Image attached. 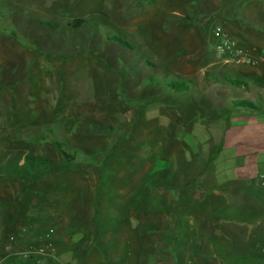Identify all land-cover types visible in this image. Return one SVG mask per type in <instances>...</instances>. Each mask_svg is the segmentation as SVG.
Instances as JSON below:
<instances>
[{
    "label": "rangeland",
    "instance_id": "rangeland-1",
    "mask_svg": "<svg viewBox=\"0 0 264 264\" xmlns=\"http://www.w3.org/2000/svg\"><path fill=\"white\" fill-rule=\"evenodd\" d=\"M166 1L0 0V264H103L91 249L94 235L84 251L76 230L84 222L97 231L114 214L123 219L110 238L116 260L107 264H136L139 249L160 251L151 264H264V234L245 224L249 204L223 208L219 193H211L220 175L242 179L235 166L244 157L224 141L232 160L223 161L214 139L220 123L196 119L200 109L192 103L205 94L207 102L221 103L214 88H225L213 87L205 74L235 68L223 65L226 57L216 55L210 41L226 14L208 20L202 39L172 17ZM80 20L86 22L76 27ZM147 58L201 90L172 95L149 84ZM11 82L21 85L19 101L6 90ZM226 92L230 100L243 96ZM56 144L75 155L70 169L46 173L28 163L62 164ZM214 156L217 162L209 163ZM261 160L264 166V155ZM155 172L173 179L152 186ZM246 189L259 197L264 186ZM138 194L166 199L177 216L138 211L130 203ZM139 218L153 229L137 233ZM89 256L96 259L87 263Z\"/></svg>",
    "mask_w": 264,
    "mask_h": 264
},
{
    "label": "crops",
    "instance_id": "crops-1",
    "mask_svg": "<svg viewBox=\"0 0 264 264\" xmlns=\"http://www.w3.org/2000/svg\"><path fill=\"white\" fill-rule=\"evenodd\" d=\"M234 1L235 5L232 3L226 6L222 3V0H175V4L171 3V0L166 2L168 10H170L169 13L173 15L172 17L183 22L182 24L184 25L182 26H184V28H187L188 31L192 30L193 33L202 39H207L204 30H207L206 24L208 20H220V12L224 11L226 16L220 23V26H222L237 42L238 49L242 55L246 58L257 60L255 65H237L234 63L235 68L223 69L224 72L231 77H236L248 83V88L244 87L238 89L235 87L213 84V87L225 88L222 90L214 88L218 98L222 101L218 103L220 105L219 109L221 110L219 119L211 121L214 126H216V123H220L221 128L218 133L219 135L217 132H215L217 135H214V139L218 138L219 141L216 147L220 146L219 154L222 155L223 161L230 163V160H232L230 156L232 152L224 151L226 145H224L223 142L225 141L227 144L232 143L231 146L234 147L232 151L239 155L238 158L244 157V161L242 165L235 166L237 170L242 172V179L234 181L230 179V177L220 175V179L213 182L212 186L215 188L211 193H219L221 199H223L221 203L225 204L222 206L223 208H229L231 202L236 204L239 202L242 206L249 204L248 208L252 211V217L248 219L245 224L249 225L250 229H254V233H258L256 229H261V232L264 234V191L259 197L253 196L251 194V189L243 191L244 187H261L258 181H255V178L260 174H264V166L261 164L263 162L261 158L264 155V61L262 60L264 56V0H250L248 5H244V0ZM199 4L201 5L199 6ZM171 10L173 12H171ZM187 30L184 31L187 33ZM216 55L222 56L219 54ZM221 58L223 65H231L232 62L228 59L224 57ZM3 76H5V74L1 72L0 81L5 83ZM6 86L7 92L13 96V101H19L21 99L19 86L21 85L11 82L6 84ZM226 91H240V93H243V96L242 98L230 100ZM245 99L254 102L260 109L250 110L233 106L234 100ZM231 105L238 110L234 112V110L231 109ZM242 110L243 112H241ZM245 110L247 112H244ZM227 146H229V144ZM215 162H217V160H215L214 163ZM235 186L238 187V190L233 188ZM219 187L220 189H218ZM244 192L251 193L245 194ZM214 197L217 199L216 196ZM113 203H116L113 205L116 208L114 212H116L118 210L117 207L119 208L120 206L116 201H113ZM102 207H107L104 211L109 209V206L103 205ZM77 214V217L83 215L82 213L80 215ZM113 217L116 219V214H114ZM120 218L123 219L122 216H120ZM227 219L231 220L230 218ZM104 220L108 221L110 224L112 223V230H109L108 227L110 226L103 224H107L106 221L100 223L101 226L97 231L94 228L90 230V227L87 228L83 222L80 225L78 224L76 236L79 238V240H77V246L81 247L84 251L90 250L92 245V251H103L104 254L97 257L99 261H103V264H107L108 262L112 263L111 260L113 258L116 260L113 254L116 245L110 242L111 235L116 231V227H114V221L112 222L111 218L105 217ZM90 234L94 235L92 245H89L91 243L88 238ZM95 234H100L101 236L97 241ZM103 235H105L104 238L102 237ZM252 248H254L253 244L245 249L251 250ZM92 257L93 256L86 257L85 261L88 263L87 260L94 261L96 259V257H93V259ZM94 264L96 263L94 262Z\"/></svg>",
    "mask_w": 264,
    "mask_h": 264
},
{
    "label": "trees",
    "instance_id": "trees-1",
    "mask_svg": "<svg viewBox=\"0 0 264 264\" xmlns=\"http://www.w3.org/2000/svg\"><path fill=\"white\" fill-rule=\"evenodd\" d=\"M86 20H80L78 22H76V27H79V25L81 23H85ZM116 42H118L122 47L124 48H128L131 51H135V46L133 44H131V42L127 41V40H123L121 37H114L113 38ZM212 45V43H211ZM213 46V45H212ZM141 59V58H140ZM140 63H143L142 60H140ZM144 64H145V68H147V70L149 72H151V74L148 76V78H146V80L148 81L149 84L155 85L167 92H169L172 95H176V94H184V93H188L191 90H201L200 86H198V84L195 82V80L193 79H186V78H182L181 76H179L178 74L176 75L175 73H173L172 71H170L168 68L163 67L160 68L159 64L150 60V59H146L144 60ZM138 66V64H137ZM162 75L161 77L159 75ZM206 79L208 82H210L209 84H216V85H224V86H229V87H235L238 89H242V88H248V83L239 80L238 78H234L231 77L230 75H228L226 72H224L221 69H218V71L216 72H212V73H206L205 74ZM206 99H208V97L206 96V94L200 99L202 100L201 102H197L196 100H194L192 103L198 107L200 110L197 111L195 113V117L196 119L202 121V122H211L215 119H219L220 117V113L221 110L219 109L220 105L219 104H215L211 101L208 100V102L206 101ZM203 103V104H202ZM233 106L237 107V108H244V109H250V110H259L260 107L255 104L254 102L250 101V100H234L233 101ZM204 110V113L201 112V110ZM211 117V118H209ZM57 150L61 153L62 158H63V163L58 165L55 162L53 163L50 160H45V159H32V158H28V163L30 164H35V163H39L44 171L46 173H52V172H62L65 171L67 169H70L72 167V161L74 159V154H70L67 153L65 150H63L61 144H56L55 145ZM220 147V146H219ZM219 151V150H218ZM73 155V156H72ZM216 160V157L214 156V158L209 159V163H214V161ZM56 164V165H55ZM161 164L159 165V168H161ZM168 171L169 168H167ZM15 172H16V168H15ZM170 172H155L152 175L149 176V182L152 186H156L158 184L157 180H160V178L163 177H169L170 179H173V175ZM106 176V175H105ZM105 181V180H103ZM109 184V181H108ZM162 184L163 187H166V184L163 182ZM192 189H194V186L191 187ZM102 190V188H101ZM100 190V191H101ZM115 195V194H114ZM188 197V196H186ZM119 198L116 200L117 204L121 203ZM202 199V198H201ZM131 205H135L138 207H136V209L138 211H142L143 209L150 211V210H155L157 212H169L172 215H174L175 217L177 216V213L173 212L170 208V206L167 204L166 199H149L147 196H143L141 194H138L135 196V198L132 200L131 199ZM134 206V207H135ZM144 211V210H143ZM140 221L138 228H136V232L139 233L141 235L142 231H147V230H151L153 228H150L151 226L149 225H143L141 222V219H138ZM116 225L114 224V227H116L117 225H119V223H122V218H116L115 220ZM179 221V220H178ZM180 223V221H179ZM181 224V223H180ZM148 226V227H147ZM156 226V225H155ZM180 226V225H179ZM113 227V226H112ZM109 230H111L110 227H108ZM139 235V236H140ZM129 248V247H128ZM264 251V248H263ZM132 252V251H131ZM137 255V260H136V264H151L152 261H156L157 257L160 254V251H153V250H142L139 249L136 252ZM262 253V251H261ZM104 254V252H99V255ZM126 255H128V253H126ZM132 255V254H131ZM262 257H264V252L263 254H261ZM260 257V255H258Z\"/></svg>",
    "mask_w": 264,
    "mask_h": 264
},
{
    "label": "built area",
    "instance_id": "built-area-1",
    "mask_svg": "<svg viewBox=\"0 0 264 264\" xmlns=\"http://www.w3.org/2000/svg\"><path fill=\"white\" fill-rule=\"evenodd\" d=\"M210 41L213 45V51L216 54L225 56L232 63L237 65H255L257 63V60L246 58L242 55L238 49L237 42L222 26H217L214 29L213 37ZM262 60L264 61V56ZM258 183L260 186H264V174L259 175Z\"/></svg>",
    "mask_w": 264,
    "mask_h": 264
}]
</instances>
